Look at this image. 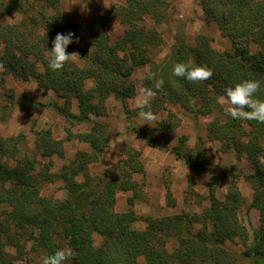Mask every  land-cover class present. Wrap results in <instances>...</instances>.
Wrapping results in <instances>:
<instances>
[{"label": "trees", "instance_id": "trees-1", "mask_svg": "<svg viewBox=\"0 0 264 264\" xmlns=\"http://www.w3.org/2000/svg\"><path fill=\"white\" fill-rule=\"evenodd\" d=\"M84 1L92 15L81 24L73 14L60 9L61 0H0V20L13 12L23 15L19 23L0 21V67L15 78L34 77L43 89L54 90L62 103H28L33 108L55 110L70 125L66 139L55 138L51 129L39 131L35 152L24 145L23 134L0 136V264H17L31 253L41 258L60 248L73 250L68 264H138L140 256L147 264H264V123L233 119L219 102L227 87L244 80L259 81L256 97L264 99V0H199L206 19L217 23L231 40L232 49L214 48L212 38L203 34L190 43L184 32H178L161 62L153 60L151 51L162 43L157 24L169 17V0H117L105 12L95 0ZM112 20L127 25L115 41L108 30ZM69 32L74 33V42L66 52L73 53L83 42L80 52L86 64L69 61L63 69L52 71L48 55L53 40L57 33ZM176 63L203 65L213 75L189 82L173 75ZM145 65H149L147 71L164 81L151 101L155 116L169 103L180 105L196 117L217 113L208 124V138L226 142L238 158L245 157L251 164L252 171L244 178L253 189L251 206L259 211V228L249 218L248 225L238 218L242 195L236 181L242 175L237 166L211 163L201 136L190 151L184 148L186 136L172 147L159 143L155 131L175 129L166 120L157 121L154 127L143 124L131 130L147 145L174 153L196 173H209L210 191L199 194V198L209 199L210 205L202 214L144 216L147 225L143 230L133 227L138 220L133 208L116 210L119 191L133 192L128 197V204L133 206L140 184L132 175L145 173V168L136 152L117 170L98 175L90 172L89 164L99 160L114 135L109 124L97 117L105 114L110 96L119 99L130 116L127 101L137 93L132 75ZM88 80L94 86L88 87ZM142 86L152 87L153 82L142 79ZM74 99L78 112L72 111ZM0 119L6 120L3 115ZM79 123L90 124V129L72 131L71 126ZM73 138L89 143L91 150L78 151L56 172L37 170L38 155L63 157L65 141ZM227 177L232 182L224 198H219L218 187ZM56 180L64 182L62 199L42 193L46 183ZM95 233L102 237L99 246L94 242ZM237 240L244 247L241 252L229 245ZM28 243L32 245L29 250L25 247ZM10 248L16 253L12 254Z\"/></svg>", "mask_w": 264, "mask_h": 264}, {"label": "rangeland", "instance_id": "rangeland-1", "mask_svg": "<svg viewBox=\"0 0 264 264\" xmlns=\"http://www.w3.org/2000/svg\"><path fill=\"white\" fill-rule=\"evenodd\" d=\"M95 1L102 6L103 12L114 3H117V0H105L106 5H109V7H105L104 0ZM169 1L170 8L167 21L157 24V29L162 34V43L151 51L154 61L161 62L167 56L178 32H184L190 43H194V38L197 35L203 34L212 38L214 48L218 50L232 49L231 40L221 33L217 23L206 19L199 0ZM60 5L63 12L73 14L81 24L86 23L91 18L92 11L86 7L84 0H61ZM22 19L23 15L13 12L9 16H3L0 21L15 24L22 21ZM126 28L127 25L119 20H112L108 24V30L113 41L117 40ZM82 47L83 42H80L74 52L78 53L75 61L84 66L86 60L80 52ZM255 49V46L252 45V51H255ZM1 53L2 45H0V55ZM148 68L149 65L142 66L136 69L132 75L137 92L142 87V77ZM40 69H42L41 66ZM86 84L88 87L94 86L92 80H88ZM132 98L127 101L129 108ZM28 100L45 103L51 101L63 102L54 90H45L40 87L36 78L31 77L28 80L15 78L0 67V116L3 115L6 118L5 121L0 119V136L23 134L24 145L32 152L36 151L35 140L39 131L51 129L55 138L66 139V129L70 125L63 116L51 108H33ZM165 108L157 113V119L152 127L157 124V121L166 120L175 129L173 131H155L154 136L158 142L172 147L179 144L180 137L186 136L184 148L190 151L196 146L197 139L201 136L204 140L207 158L211 163L217 167L227 168L236 165L237 171L242 175L236 181L242 195V205L238 209V218L246 225H248L249 218L252 225L259 228V211L251 206L253 189L244 178L245 174L252 171L251 164L245 157L238 158L234 151L227 148L226 142L214 141L208 138V124L217 113L196 117L194 113L180 105L169 103ZM72 111H79L76 99L73 100ZM97 119L109 124L114 135L99 160L89 164L90 172L93 175H98L109 170H117V166L121 165L122 161L128 160L133 155L135 156L136 152H139L138 161L145 168V173L136 172L132 175L133 180L140 184L138 196L135 197L133 206L128 204V197L133 196L132 191H119L115 206L119 212L128 211L130 208L135 210L138 215V220L133 223L135 229H145L147 223L143 220V217L147 215L162 217L179 213L202 214L203 210L210 205V200H201L199 194L206 195L209 193L211 175L206 172L196 173L193 167L178 160L174 153L147 145L145 139L131 130L133 126L139 127L144 123L139 118L136 110H132L128 117L123 103L114 96H110L105 102V114L97 117ZM71 129L74 132L87 131L90 129V124H75L71 126ZM64 147L65 155L63 157L38 155L37 170L56 172L63 164L74 159L78 151L91 150L89 143L76 138L66 140ZM131 150L134 153H130ZM147 168H149V171H147ZM231 182L232 178L227 177L221 183L217 190L219 198H224ZM42 193L62 199L65 195L64 182L56 180L46 183L43 186ZM200 226L197 225L196 228ZM249 232L252 238V229ZM94 242L96 246H99L102 242V237L97 233L94 234ZM229 245L238 252L244 250L239 240L230 242ZM31 246V243H28L25 247L29 250ZM9 251L12 254L16 253L14 248H10ZM16 263L41 264V258L36 253H31L26 255L23 260L16 261ZM138 264H147L144 256L139 257Z\"/></svg>", "mask_w": 264, "mask_h": 264}, {"label": "clouds", "instance_id": "clouds-1", "mask_svg": "<svg viewBox=\"0 0 264 264\" xmlns=\"http://www.w3.org/2000/svg\"><path fill=\"white\" fill-rule=\"evenodd\" d=\"M105 7L106 5L104 0ZM74 33L67 34L57 33L53 40V46L48 55V67L52 71L63 69L64 65L77 59L76 52L71 54L66 52L69 44L73 43ZM76 38L75 42H78ZM173 75L182 77L189 82H200L210 79L213 75L211 69L203 65H194L186 63H176L173 67ZM153 82L152 87H140L137 94L131 99L130 108L139 110L138 116L144 121L143 124L153 126L156 121V116L151 111V101L156 96V91L163 86V79L156 78V74L147 71L142 77ZM260 82L256 80H244L236 83L234 86L227 87L223 96L219 98V102L223 106V111L226 115L237 120H255L258 123H264V99L256 97L259 91ZM74 252L71 248H60L54 253L41 257V264H68L73 258Z\"/></svg>", "mask_w": 264, "mask_h": 264}, {"label": "crops", "instance_id": "crops-1", "mask_svg": "<svg viewBox=\"0 0 264 264\" xmlns=\"http://www.w3.org/2000/svg\"><path fill=\"white\" fill-rule=\"evenodd\" d=\"M148 170L147 171H149V168H147ZM126 192H129V191H126Z\"/></svg>", "mask_w": 264, "mask_h": 264}]
</instances>
